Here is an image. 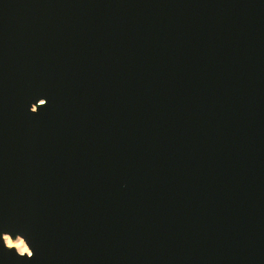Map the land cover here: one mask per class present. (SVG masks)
I'll return each mask as SVG.
<instances>
[{"label": "water", "instance_id": "obj_1", "mask_svg": "<svg viewBox=\"0 0 264 264\" xmlns=\"http://www.w3.org/2000/svg\"><path fill=\"white\" fill-rule=\"evenodd\" d=\"M0 264H264V0H0Z\"/></svg>", "mask_w": 264, "mask_h": 264}, {"label": "bare ground", "instance_id": "obj_2", "mask_svg": "<svg viewBox=\"0 0 264 264\" xmlns=\"http://www.w3.org/2000/svg\"><path fill=\"white\" fill-rule=\"evenodd\" d=\"M4 240L9 247L16 248L20 253L30 254V249L21 237H17L15 240H12L9 235H5Z\"/></svg>", "mask_w": 264, "mask_h": 264}, {"label": "snow or ice", "instance_id": "obj_3", "mask_svg": "<svg viewBox=\"0 0 264 264\" xmlns=\"http://www.w3.org/2000/svg\"><path fill=\"white\" fill-rule=\"evenodd\" d=\"M29 256H33V253H30Z\"/></svg>", "mask_w": 264, "mask_h": 264}]
</instances>
